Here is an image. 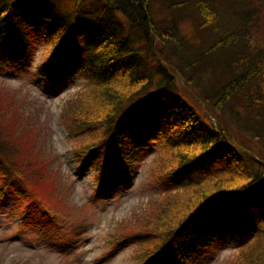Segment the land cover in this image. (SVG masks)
Returning a JSON list of instances; mask_svg holds the SVG:
<instances>
[{
	"label": "trees",
	"instance_id": "trees-1",
	"mask_svg": "<svg viewBox=\"0 0 264 264\" xmlns=\"http://www.w3.org/2000/svg\"><path fill=\"white\" fill-rule=\"evenodd\" d=\"M70 3L0 0V73L26 56L33 31L45 51L38 77L52 82L83 74L88 82L58 118L72 137L97 131L75 153L79 162L91 159L106 170L94 177L97 199L127 182L128 168L121 179L113 171L125 161L117 150L124 140L159 138L151 170L159 198L151 202L159 199L170 216L157 232L142 223L113 236L145 243L144 264H177L189 259L206 223L226 211L244 234L238 264H264V160L229 133L248 136L264 155V0ZM184 22L191 28L179 31ZM8 95L0 88V110L6 102L11 108L3 109L11 118L0 111V176H17L36 205L38 199L48 204L38 208L48 217L63 204L48 194L54 169L41 144L39 116L29 119ZM141 158L140 151L130 169Z\"/></svg>",
	"mask_w": 264,
	"mask_h": 264
},
{
	"label": "rangeland",
	"instance_id": "rangeland-1",
	"mask_svg": "<svg viewBox=\"0 0 264 264\" xmlns=\"http://www.w3.org/2000/svg\"><path fill=\"white\" fill-rule=\"evenodd\" d=\"M60 2L71 5L70 0ZM190 28L184 22L179 24L178 29L186 31ZM26 43L29 45L26 56L15 66H8L0 73V88L11 97L14 95L15 106L26 116L31 115L29 119L38 114L41 144L43 143L48 156L54 157L52 168L55 170L50 174L52 181L48 182V194L62 202L67 212L50 211L48 223L37 219L39 213L35 208L31 209L27 217L23 213L26 205L22 204L29 200L19 198L17 193L21 186L14 178L9 181L0 176V186L5 187L0 196V264H144L145 243L137 244L134 238H121V233L113 235L120 232L123 226L136 228L141 227L142 223L148 224V230L157 232L165 226L162 219L170 216L159 199L158 204L151 202L153 198H159L155 194L160 185L151 174L158 150L162 147L157 142L159 138L149 139L151 133L139 136L134 145L129 140H124L117 150L125 161L116 162L113 171L120 174V179L124 176L121 169L128 168L127 171L132 173L128 176L127 183L110 190L100 200H95L94 177L99 174L101 176L106 170L98 169L91 159L89 163L94 164L86 170H79L81 162L77 160L75 153L82 144L92 142L97 131L76 133L72 137L58 118L63 108L79 95L78 91L88 81L82 73L73 76L62 74L52 82L38 77L35 74L36 66L45 54L43 38L32 31V39L27 38ZM156 46L160 47L158 44ZM176 84L181 93L193 102L192 97L186 93V86L178 81ZM187 87L193 94V89L189 85ZM8 106L6 102L4 108ZM4 108L1 107V114L11 118V112L3 111ZM133 133L136 134V131ZM229 133L235 141L264 160L261 148L254 140L232 129ZM12 136L16 139V133ZM140 151L143 158L137 168L132 170L130 168L134 156ZM125 153L127 157L124 159ZM10 183L15 185L14 188ZM26 193L29 194L28 191ZM160 209L165 210L162 217L158 212ZM142 210L147 215L141 214ZM227 214L222 211L212 218L211 223H206V231L191 246L189 259L177 261V264H188L193 256L195 259L192 264H238L242 260L239 247L244 234L231 220L233 215ZM31 216L33 217L30 218ZM212 250L216 252L215 256L204 262Z\"/></svg>",
	"mask_w": 264,
	"mask_h": 264
}]
</instances>
